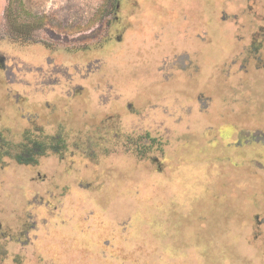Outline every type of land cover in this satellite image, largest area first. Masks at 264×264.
<instances>
[{"label":"rangeland","instance_id":"374dc122","mask_svg":"<svg viewBox=\"0 0 264 264\" xmlns=\"http://www.w3.org/2000/svg\"><path fill=\"white\" fill-rule=\"evenodd\" d=\"M220 1L0 0V264H264V14Z\"/></svg>","mask_w":264,"mask_h":264},{"label":"flooded vegetation","instance_id":"af4514ba","mask_svg":"<svg viewBox=\"0 0 264 264\" xmlns=\"http://www.w3.org/2000/svg\"><path fill=\"white\" fill-rule=\"evenodd\" d=\"M125 2H127V0H125ZM240 2L242 3V0H234L233 2H231V1L229 2L230 3L229 6L231 7V12H233L235 10L234 13H237V7L233 6V3H234V5H236V3H240ZM214 3L216 5H218L219 13L221 15L222 11H223L222 10L223 9L222 1L214 0ZM245 3H246V7H245L246 9H248L250 11L254 10V11L258 12V13L264 14V0H245ZM255 6H257V8H255V9H252V8L250 9L249 8V7H255ZM115 8H116V6H115ZM240 14H241V11H240ZM234 18H236V20H237V15L236 14H235ZM255 40H258V41H261V42L264 40V22L261 25H259L258 28L255 31H253L252 36H251L252 43ZM256 42H254V43H256ZM254 219H256L258 221V225H257L258 228H259V226L264 225V217H260L259 215L256 214ZM257 227L255 228L256 231H258Z\"/></svg>","mask_w":264,"mask_h":264}]
</instances>
